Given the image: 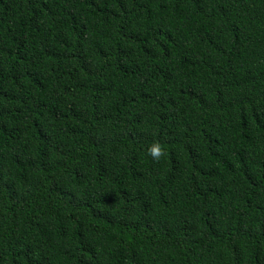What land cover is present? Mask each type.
<instances>
[{"label":"trees","instance_id":"obj_1","mask_svg":"<svg viewBox=\"0 0 264 264\" xmlns=\"http://www.w3.org/2000/svg\"><path fill=\"white\" fill-rule=\"evenodd\" d=\"M0 264H264V0H0Z\"/></svg>","mask_w":264,"mask_h":264},{"label":"clouds","instance_id":"obj_2","mask_svg":"<svg viewBox=\"0 0 264 264\" xmlns=\"http://www.w3.org/2000/svg\"><path fill=\"white\" fill-rule=\"evenodd\" d=\"M148 154L153 159H159L163 153H162V149H161L160 145L155 144L148 150Z\"/></svg>","mask_w":264,"mask_h":264}]
</instances>
